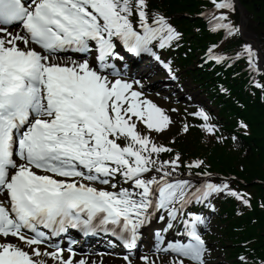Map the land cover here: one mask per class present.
Here are the masks:
<instances>
[{"label":"snow or ice","instance_id":"snow-or-ice-1","mask_svg":"<svg viewBox=\"0 0 264 264\" xmlns=\"http://www.w3.org/2000/svg\"><path fill=\"white\" fill-rule=\"evenodd\" d=\"M212 2L227 10L213 16V29L235 37L241 29L229 19L234 0ZM182 38L168 16L152 12L150 0H0V264H88L75 260L71 247L66 257L53 237L69 228L111 233L131 250L154 220L162 225L156 251L170 256L167 264H210L205 210L215 212V201L226 197L251 206L250 194L233 187L236 178L215 182L210 172L189 173L203 176L200 183L177 178L181 154L161 159L173 149L151 136L171 117L119 66L120 49L147 54L177 79L161 50L178 48ZM219 47L208 49V60L230 66L244 58L264 71L252 43L235 57ZM70 51L94 59L61 56ZM193 115L204 131L220 130L204 109ZM202 165L196 159L185 167ZM131 256L123 257L126 264H134Z\"/></svg>","mask_w":264,"mask_h":264},{"label":"trees","instance_id":"trees-1","mask_svg":"<svg viewBox=\"0 0 264 264\" xmlns=\"http://www.w3.org/2000/svg\"><path fill=\"white\" fill-rule=\"evenodd\" d=\"M246 3L252 4L255 6L261 14L264 15V0H244ZM264 18V16H262ZM256 111L260 112V110L263 108V105L259 101H257L254 106ZM261 115V114H260ZM258 116V115H257ZM256 116V117H257ZM261 118V117H257ZM254 130L255 134L252 137V141L255 142L256 146L258 147V152H255L258 155V158L260 161H264V115L262 116V122L258 124L257 119L254 120ZM255 154V156H257ZM261 228L264 229V213L262 214V223L260 224Z\"/></svg>","mask_w":264,"mask_h":264},{"label":"bare ground","instance_id":"bare-ground-1","mask_svg":"<svg viewBox=\"0 0 264 264\" xmlns=\"http://www.w3.org/2000/svg\"><path fill=\"white\" fill-rule=\"evenodd\" d=\"M253 38V36H251ZM254 39V38H253Z\"/></svg>","mask_w":264,"mask_h":264}]
</instances>
